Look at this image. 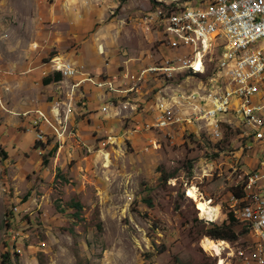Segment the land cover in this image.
I'll return each instance as SVG.
<instances>
[{
  "label": "rangeland",
  "instance_id": "rangeland-1",
  "mask_svg": "<svg viewBox=\"0 0 264 264\" xmlns=\"http://www.w3.org/2000/svg\"><path fill=\"white\" fill-rule=\"evenodd\" d=\"M170 1L175 11L193 7L185 0H0V264H242L234 255L241 247L254 259L253 234L240 221L237 240L219 239L218 254L203 233L232 212L231 187L262 156L240 148L236 120L219 136L188 125L145 126L158 89L183 94V76L195 75L185 64L172 65L182 68L171 74L139 73L173 52L153 15L170 19ZM219 57L207 51L195 76L219 79ZM55 62L78 72L44 85ZM114 75L124 78L119 99L129 102L116 114L101 110L107 92L84 79ZM195 85L203 93L211 87L204 78ZM163 174L170 176L163 181ZM190 187L218 207L214 219L200 217Z\"/></svg>",
  "mask_w": 264,
  "mask_h": 264
},
{
  "label": "built area",
  "instance_id": "built-area-1",
  "mask_svg": "<svg viewBox=\"0 0 264 264\" xmlns=\"http://www.w3.org/2000/svg\"><path fill=\"white\" fill-rule=\"evenodd\" d=\"M185 1L190 6H200V13L184 16L180 11H175V4H171V1L165 5L167 12H180L185 17L183 25L171 26L170 19H163V14H153L160 17L161 43L173 52L159 65L148 66L139 73L154 75V71L163 66L199 63L200 57L205 54L206 44L196 40L190 20H198L199 24L208 27L209 37L218 40L222 57L232 58L239 46L248 45L254 39H264V0ZM55 70L60 71L64 77H71L78 72L69 63H59ZM136 77L137 75L131 74V81L136 82ZM177 77L179 76L175 75ZM183 77L178 84L183 86V94L163 93V86L158 89L151 104L153 107L148 108L153 120L146 122L145 126L148 129L162 130L188 125L194 132L214 131L215 136H219L225 117L236 114V135L245 147L240 144V148L249 151L256 147L252 155L262 156L255 159L253 167L245 171L240 182L234 185L239 189L238 195L229 192L230 209L231 201H239L238 216L234 217L246 225L248 230L259 231L262 235V247H256V257L253 260L245 259L243 247L241 253H232L237 258H244V264H264V46L253 50V55L246 56L242 61L232 62L231 70L224 71L219 79L195 75ZM105 78L92 80L87 76L84 79L107 92L108 98L101 110L108 112L111 109L116 114L115 111H121L129 104L127 100L119 99L124 78H119L118 75H114L111 80L105 81ZM195 78H204L206 86L221 87V95H200ZM163 80L166 86V82L172 78L166 77ZM132 110L137 111V108ZM208 117H215V124H208ZM39 119L40 117L34 119V123ZM247 243H250V247H255L250 239Z\"/></svg>",
  "mask_w": 264,
  "mask_h": 264
},
{
  "label": "bare ground",
  "instance_id": "bare-ground-1",
  "mask_svg": "<svg viewBox=\"0 0 264 264\" xmlns=\"http://www.w3.org/2000/svg\"><path fill=\"white\" fill-rule=\"evenodd\" d=\"M180 12L184 16H192L194 14H199L200 13V6L187 7L185 9L180 10ZM180 12H176L175 14H173L170 17V25L171 26H179V25L185 24V17L180 15ZM190 27L193 31V35L196 36V40L202 41L203 44H206L204 55L207 56V51H210V54H212L215 57L220 55L218 62L216 64V70L218 72L219 77L221 76V74L224 71L231 70L232 62H240L243 59H245L246 56L253 55V50L258 49V47L264 46V39H254V42H248V45L239 46L237 49H235V51L233 52L232 58L231 57H222V52L219 50L218 40H213V38L209 37L208 27L206 25L199 24L198 20H190ZM98 49H99V52H102V46H99ZM204 55H202L200 57V61L198 64H187V65L185 64L184 67L190 69L191 72L195 73V75L197 72H200V73L203 72L205 69V63L207 62V61L204 62ZM212 59H213V57L211 55H209L208 60L212 62ZM59 63H64V62H59ZM58 64H57V62L53 63V69L54 70L58 66ZM161 68L164 71H167L169 74H171L172 71L175 70L176 68H182V67H180V66H166V67H161ZM55 71H57V70H55ZM57 72H59L61 74L60 71H57ZM61 76H63V75L61 74ZM211 79H212V77H211ZM213 79H216V77ZM215 87H217V86H215ZM208 88H209V91L207 93H203L204 91L203 92L200 91L199 94L200 95H212V94L221 95V87L217 91L213 90L214 86L212 89H211V87H208ZM234 120H236V114H229L228 117H225L223 127L219 130V134L223 133V131H224L223 129H226L228 126H230L232 124V121H234ZM208 124H215V117H208ZM211 133L215 136L214 131H211ZM215 139H218V138H215ZM187 194L190 197H194V201L196 203L197 209L199 210L200 217H204L208 220H212L216 217V215L218 214V211H219L218 207H213V206H211V204L206 199H203L201 197L199 198L198 194L196 193V191L192 187H190L188 189ZM229 201H230V199H229ZM238 209H239V201H231V211L234 214L238 215ZM248 232H250V234H253L252 243L255 247H252V251L254 254V258H255L256 257V247H262V235H260L258 230H248ZM210 243L214 247V250L216 251L217 254L220 253L219 252L220 249H223L224 242L221 240H219L217 242L215 239H210ZM242 264H244V263H242Z\"/></svg>",
  "mask_w": 264,
  "mask_h": 264
},
{
  "label": "trees",
  "instance_id": "trees-1",
  "mask_svg": "<svg viewBox=\"0 0 264 264\" xmlns=\"http://www.w3.org/2000/svg\"><path fill=\"white\" fill-rule=\"evenodd\" d=\"M153 4H157V2H153ZM62 78L61 74L57 71H55L53 74H50L46 77L42 78V83L44 85L49 84L52 81H59ZM162 176V180L165 181L166 179H168V177L170 176V174L166 175L163 174ZM230 192H232L235 195H238L239 193V189L237 188V186H232L230 189ZM146 202L148 203V205H151V202L149 201V199H146ZM74 206L79 207V204H74ZM12 213L13 211L10 210ZM9 211V212H10ZM10 214H5L6 215V225H8L10 223L9 218ZM236 222H238L237 219H235L234 215L232 214V212H227V218L225 220H223L220 224H212L210 227H207L204 229L203 233L205 235H207L208 237L215 239V240H227L230 242H235L238 238L239 232L236 231L235 226H236ZM242 232H247L248 228L246 227V225H242ZM17 236V235H16ZM16 238V237H15ZM14 241V240H13ZM16 245H14L13 247L15 248ZM15 255H20V253H14ZM3 258H9V252L6 251L2 254Z\"/></svg>",
  "mask_w": 264,
  "mask_h": 264
}]
</instances>
